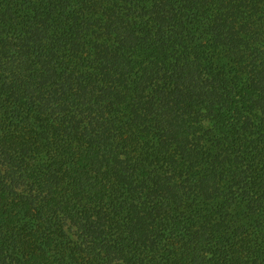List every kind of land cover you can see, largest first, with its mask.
<instances>
[{
    "label": "trees",
    "instance_id": "16d2710c",
    "mask_svg": "<svg viewBox=\"0 0 264 264\" xmlns=\"http://www.w3.org/2000/svg\"><path fill=\"white\" fill-rule=\"evenodd\" d=\"M0 264H264V0H0Z\"/></svg>",
    "mask_w": 264,
    "mask_h": 264
}]
</instances>
